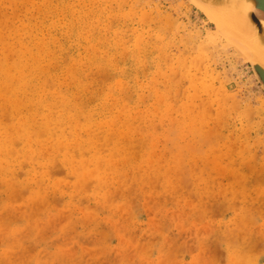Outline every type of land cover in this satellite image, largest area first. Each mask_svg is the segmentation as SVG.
<instances>
[{
  "label": "rangeland",
  "instance_id": "rangeland-1",
  "mask_svg": "<svg viewBox=\"0 0 264 264\" xmlns=\"http://www.w3.org/2000/svg\"><path fill=\"white\" fill-rule=\"evenodd\" d=\"M216 27L0 0V264H264V88Z\"/></svg>",
  "mask_w": 264,
  "mask_h": 264
},
{
  "label": "water",
  "instance_id": "water-1",
  "mask_svg": "<svg viewBox=\"0 0 264 264\" xmlns=\"http://www.w3.org/2000/svg\"><path fill=\"white\" fill-rule=\"evenodd\" d=\"M198 1H200V3L202 2L203 4L214 5L218 8L221 7V10H223V12L227 13V15L233 19V24L229 22L222 23V25H217L216 30L228 41L233 42L237 50L250 62L257 80L261 84L262 88H264V65H262L261 60L258 58V56H256L257 48H255L253 43V45H251L249 37L252 38V36L250 33H248L249 31L243 29L241 23H239V20L241 19L239 16H243V14H240V10L226 0ZM193 4L206 15L207 12L201 6V4ZM245 14L249 24L252 26V29H256L258 32H264V0H254V7L250 12L247 10ZM211 22L213 21L211 20Z\"/></svg>",
  "mask_w": 264,
  "mask_h": 264
},
{
  "label": "bare ground",
  "instance_id": "bare-ground-1",
  "mask_svg": "<svg viewBox=\"0 0 264 264\" xmlns=\"http://www.w3.org/2000/svg\"><path fill=\"white\" fill-rule=\"evenodd\" d=\"M192 1L193 3L196 4L200 3V1L198 0L197 1L192 0ZM226 1H229L233 6H235L240 10V14H243V16L242 15L239 16L241 18L239 20V23H241L242 28L245 29L246 31H249L248 33H250V35L252 36L253 39L249 37L251 45L254 44L255 48H257L256 56H258V58L261 60L262 65H264V32H258L256 29H252L251 28L252 26L249 24L245 14L247 10L248 12H250L254 7V0H226ZM201 6L207 12L206 15L208 16V19H211L213 22H215L214 23L215 26L222 25V23H227V22L233 24V19L230 16H228L227 13L223 12V10H221L222 9L221 7L218 8L214 5L203 4V3L201 4Z\"/></svg>",
  "mask_w": 264,
  "mask_h": 264
}]
</instances>
